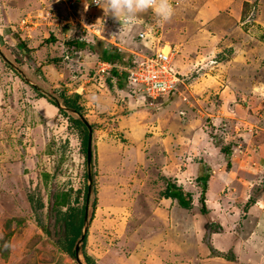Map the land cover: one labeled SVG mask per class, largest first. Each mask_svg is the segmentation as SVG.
<instances>
[{
    "label": "rangeland",
    "instance_id": "1",
    "mask_svg": "<svg viewBox=\"0 0 264 264\" xmlns=\"http://www.w3.org/2000/svg\"><path fill=\"white\" fill-rule=\"evenodd\" d=\"M30 1L0 0V264H86L80 249L78 262L56 244L63 235L57 211L66 208L59 203L60 195L67 193L71 204L78 195L79 205L82 188L88 183L80 137L69 127L67 117L47 99L55 96L60 103V91L80 93V104L92 125L89 168L93 185L87 204L85 251L95 264H220L212 258L215 251L208 242L211 230H223L222 225L228 227L231 222L237 230L250 228L248 207L257 199L259 205L264 201V58L251 62L254 78L248 91L234 84L232 89L224 87L233 95L230 98L224 95V108L218 106L222 100L217 96L212 98V94L208 98L207 94L203 95L209 102H203L199 111L197 107L192 108L201 120L190 129L199 131V137H181L182 140L154 137L147 142L139 137V123H142L137 122L139 116L132 118L129 112L150 106H146L139 94L129 92L127 85L120 90L107 87L101 73H91L99 65L93 61L95 56L89 54L91 51L81 49L71 55L64 43L66 38L94 39L90 32L81 35V25L87 17L96 34L109 32L119 21L99 6H86L91 0H57L63 4L56 8L48 2ZM171 3L174 11L168 21H160L151 10L139 14L138 18L158 29V43L147 40L148 45L176 46L178 52L173 65L181 71L179 89L198 96L200 90L207 91L215 85L211 75L203 74L204 71L221 83L227 80V69L219 66L226 63L200 69V65L185 57L176 60L183 52L180 42L184 34H174L187 27L182 21L189 14L179 12L181 0H171ZM184 3L193 8L199 0ZM245 12L248 15L245 23L251 31L248 32L254 38L248 49L256 52L255 43L264 48V0H251L243 8ZM242 19L245 18L242 16ZM133 30V25H128L124 36H132ZM232 33L226 45L237 41L235 32ZM50 34L56 41L43 43ZM247 39L246 43L250 40ZM39 43L43 44L39 46ZM128 43L124 42V46L132 48ZM135 44L134 50H137L139 42ZM245 51L246 47L240 50L241 56ZM53 58L59 60L50 63ZM36 89L47 98L37 95ZM187 101L182 98V102ZM230 101L238 103L233 104L232 110L227 108ZM168 102L166 98L159 99L156 107L151 108ZM175 139L180 141L179 146L174 144ZM155 141L163 154L158 162L148 153L149 144ZM190 146L193 149H188ZM223 147H228V151ZM202 164L209 176L205 194L209 212L203 214L205 220L199 217L198 201L201 188L197 176ZM167 167L171 173L164 176L163 170ZM186 168L188 171L182 175L181 171ZM163 177L172 178L184 191L191 192L193 200L188 215L176 213L169 198L164 200L161 196L165 186ZM29 194L34 204L36 200L42 201L36 210L30 206ZM185 216L191 219L189 244H182L186 238L180 234ZM206 223L210 228L205 229ZM166 226L172 228L168 235L162 233ZM250 238L257 246L263 245L261 238ZM5 242L10 247H3ZM246 244L247 241L238 244V254L245 253ZM192 251L196 252L192 254ZM184 252H190V257L178 259ZM229 253L230 250L222 252L227 257Z\"/></svg>",
    "mask_w": 264,
    "mask_h": 264
},
{
    "label": "crops",
    "instance_id": "2",
    "mask_svg": "<svg viewBox=\"0 0 264 264\" xmlns=\"http://www.w3.org/2000/svg\"><path fill=\"white\" fill-rule=\"evenodd\" d=\"M56 1L57 0H32L30 2H33L34 4L35 3L39 4V2H48L49 4H52L55 8L63 4L62 2H58V1L56 2ZM181 1H182V5L179 8V12L181 14L185 13V15H186V12H188L190 16L189 15L186 16V18L188 19L185 21H182L186 23L187 27L180 29V32L174 34V36H177L182 33L184 34L182 35L184 36L183 37L184 40L182 39L183 41H181L180 44L185 54H183V52L179 53L176 57V60L177 59L183 60V57H185L187 61H193V62H196L198 65H200L201 66L199 67L200 69L201 68L204 69L207 66L217 67V64L219 63H226V65L219 64V66L227 69L225 72L228 73L229 78L227 76V80H225L224 83H221L220 81L216 79V77L213 76V74H210L204 71L203 74L211 75V78H212L211 81H214L215 85L213 83L212 85L213 87L209 88L207 91H202L203 89L200 90L198 93V96L191 93V91H187L185 89L180 90L179 88L182 86H177V89L173 91L172 95L166 98L167 100H169V102L166 103L165 105L159 108L142 107L139 109L137 108L136 110L134 109L133 111L129 112L132 118L134 116H139L137 122L138 121L142 122V123H139V126H140L139 127L140 128L139 137H142L143 141L151 142L153 141L154 137H168V139L170 137H180L179 140H182L181 137L183 138L184 137H199V133H198L199 131L193 132L190 129V127H192L193 124L201 120V117H198L197 115V111L195 112L193 109H196L197 107V110L199 111V109L202 107L203 102L204 103L209 102V101H205V98H203V95L207 94L206 95L207 98L210 97L211 94L213 95L212 98H215V96H217L218 99L222 100L220 101L218 106H221L222 108H224L225 101L222 99V98H225L224 95H227L228 98L233 96L231 93L228 92L227 88H224V87H228V89H232V87L234 88V85H235V86H240L241 88H243L244 89L243 91L245 92L248 91L249 86L251 87L250 80L254 78V74L252 71L253 66L251 65L252 64L251 62L254 60L255 61L258 60L259 57L264 58V55H262L263 54L262 51L264 50V48H262L259 45V43H255L257 44L256 52H254V49H251V48L248 49V44H253L254 38L252 37L253 35L252 33L249 34V32L251 31L248 27V24L245 23L247 22L246 20H247L248 15H245L246 12L243 14V8H247L251 0L250 1L199 0V3L193 8L192 6L191 7L189 6L190 4L186 5L187 3H184L186 2V0H181ZM245 2H247V4L244 5L243 3ZM193 3L194 2H192V4ZM188 6L190 9L184 11V7H188ZM242 16L245 19H242ZM133 27H134L133 31L135 33L142 28L141 25H135V24L133 25ZM232 32H235L234 38L237 41H234L230 43L229 45H226V43L228 42V41L226 42V40L229 39L228 36L230 34H233ZM237 37H240V38H237ZM123 38L125 42H128V41L130 42V40L132 39L131 36L129 37L124 36ZM247 38H249L250 40L247 41L246 43V40H248ZM128 44L133 45V43H128ZM243 47L244 48L246 47V51H245V54L243 53L242 54L243 56H241L240 50ZM132 48L134 47L132 46ZM89 54H91L92 56H95L93 57L95 58L93 61H97L98 64H100L101 61L98 60V57L96 54L92 52H90ZM221 56H227V57L219 60L218 58ZM210 61H211V64H210ZM176 65L179 66L178 63ZM222 84H224V86ZM118 89L120 90V88ZM182 98L188 99V101L182 102ZM235 100L237 99L235 98ZM130 102H132V100ZM187 104L192 105V107L190 108L189 105ZM229 104L230 106H227V108L232 110L233 104H238V103L230 101ZM132 106H134V104H132ZM235 109H237L236 106H235ZM180 119H185V120L180 121ZM137 122L135 124H137ZM154 122H158V124L155 125ZM160 122H164V123L160 124ZM158 128L159 129L161 128L160 132L158 131ZM164 132H165V135H162L161 133H164ZM179 140L177 139L173 140L174 144L178 145L177 143L180 142ZM159 146L160 145H158L155 141L153 144L150 143L148 147L149 157L150 158L156 157V162L160 161L163 158V154L158 151ZM188 149H193V148H191L190 146V148ZM201 154H203L204 157L209 158L205 152L203 153L201 152ZM187 171H188V168L181 171V174L184 175V173ZM166 173H171L169 172L168 167L167 169L163 170L164 176ZM172 174H175V173H172ZM164 200H167V199L164 198ZM168 200L170 203L174 204L173 209L175 210L176 213H179L181 215L182 214L188 215L187 212L189 209L179 207L176 201L174 200L173 201L171 199H168ZM260 201L262 202V200ZM258 203H259V199H257L253 204H251L247 210V213H248L247 221L250 222V228H248L247 226L244 229L237 230L235 226L233 225L234 222H231L230 226L228 227H226V225L225 226L222 225V227H224L223 230L212 231L209 234L208 242L211 248L215 251V256H213L212 258H216L218 263L220 264H264V201H263V205H259ZM234 204L236 206L235 202ZM200 216H203L204 218L203 214L199 215V217ZM190 220H191L190 217L189 218L188 217L186 218V216L184 217V221L182 224V229L180 230V234H181V237L186 238V241L182 242V244H189L190 232L188 230L190 227ZM216 220H217V217H216ZM203 222L204 221H202L201 226H203L204 228ZM186 227H187V230H183ZM258 228L260 230H258ZM171 229H172L171 227L166 226V229H165L166 231L162 233L164 234L166 233L168 235V231L169 230L171 231ZM251 236H256V237L261 238L260 240L263 241V245L260 247V246H257L254 242H251L250 241L252 240L250 238ZM246 241H247V244H246L247 246L245 247L246 248L245 253L247 256L243 257V254L245 253L238 254L237 248L240 242L244 244ZM188 249L189 247L187 248V250ZM227 250L231 251L228 257L222 254V252H226ZM195 252L196 251H192V254H194ZM188 253L190 254V252ZM184 254L185 255L181 253L180 254L181 257L178 259L184 260L190 257L189 254H186L185 252ZM185 256L187 257L185 258ZM206 262L207 261H205V263Z\"/></svg>",
    "mask_w": 264,
    "mask_h": 264
},
{
    "label": "trees",
    "instance_id": "3",
    "mask_svg": "<svg viewBox=\"0 0 264 264\" xmlns=\"http://www.w3.org/2000/svg\"><path fill=\"white\" fill-rule=\"evenodd\" d=\"M244 5L247 2L243 3ZM139 25V24H135ZM142 27V26H141ZM94 39H78V38H66L64 40L66 49L69 54H75L79 50L88 49L92 53L96 54L98 60L102 62H106L110 65V67L106 71V76L104 82L107 87H117L123 89L124 85L127 84L128 80V70L130 69L132 62V54L124 49H119L116 45L109 43L105 40L98 38L93 35ZM56 37L53 34H50L48 38H46L43 43L55 42ZM43 43H39V46ZM23 47H26L24 43H20ZM28 51L33 50L32 48H27ZM78 56V55H77ZM78 58V57H77ZM59 59L53 58L50 63L55 64ZM95 70L91 69V73L94 74ZM37 95L39 96H47L38 89H36ZM53 92H57L53 89ZM59 97L61 98V102L57 100V97H48V101L52 103L54 106L58 107L60 113L67 117L69 121V127L74 129L77 133L78 137H80V143L82 152L85 154V162H86V145L88 140V133L92 129V125L88 123V120L85 117L83 112V105L80 104V93L74 92L73 94H66L64 91L58 92ZM228 147H223L222 149L225 151ZM202 170L201 173L197 176V182L200 185V194H199V203H200V213L207 214L209 209L206 206L205 194L207 191V179H208V170L204 164L201 165ZM85 177L88 180L87 173H85ZM163 177L165 181V186L161 190V196L166 199H173L176 203L185 209H190L192 207V194L190 191H184L182 187L172 178ZM93 185V179H91V187ZM62 200L59 203L66 206V208L58 209L57 220H59L63 225V235L58 237L56 240V244L58 248H60L63 252L67 253L69 256L75 258V243L78 237L81 234V229L83 226V218L85 215V209L88 204V185L84 184L82 188V197L81 203L78 205L79 196H75L73 201L74 204H71V199L68 198L67 193H63L60 195ZM28 201L33 210H36L39 206L42 205V201L36 200V204H34L33 197L29 194ZM96 204V198L93 199L91 206L94 210ZM93 214V213H92ZM92 217V216H91ZM206 228H210L208 223L205 224ZM210 230V229H209ZM213 231V230H211ZM87 240V229L84 233L83 239L81 240L80 250L84 257L86 264H95L94 259L91 255L87 254L85 251V244Z\"/></svg>",
    "mask_w": 264,
    "mask_h": 264
},
{
    "label": "built area",
    "instance_id": "4",
    "mask_svg": "<svg viewBox=\"0 0 264 264\" xmlns=\"http://www.w3.org/2000/svg\"><path fill=\"white\" fill-rule=\"evenodd\" d=\"M89 4L86 6H98L92 0ZM87 18L85 22L82 21L84 23L81 25V35H84L85 32H90L98 38L116 45L119 49L127 50L132 54V65L128 70L126 84L129 92L139 94L147 104L146 106L150 107H156L157 100L168 98L172 95L173 91L177 89L182 77L178 69L173 65V60L178 51L175 45L167 44L165 46L163 44L164 46L161 45L154 48L152 44H147V40H159L157 37L159 32L156 27L141 22L137 17L131 24L123 22L120 24V22H117L113 24V28L109 32L96 34L94 32L95 30L92 29V24H90L91 20L89 17ZM134 24L142 26L139 31L131 36L132 39L130 40V43H133V47L136 46L135 43L139 42V46L136 47L137 50L131 47H125L123 38L124 31L128 25ZM82 39H85V37ZM150 46L152 47L150 48ZM109 67L110 65L108 63L101 61L95 72L101 73L100 75L103 76L104 80Z\"/></svg>",
    "mask_w": 264,
    "mask_h": 264
},
{
    "label": "clouds",
    "instance_id": "5",
    "mask_svg": "<svg viewBox=\"0 0 264 264\" xmlns=\"http://www.w3.org/2000/svg\"><path fill=\"white\" fill-rule=\"evenodd\" d=\"M105 13L115 17L120 24H131L141 13L151 10L160 21H168L173 15L171 0H92ZM3 247H10L5 242Z\"/></svg>",
    "mask_w": 264,
    "mask_h": 264
},
{
    "label": "water",
    "instance_id": "6",
    "mask_svg": "<svg viewBox=\"0 0 264 264\" xmlns=\"http://www.w3.org/2000/svg\"><path fill=\"white\" fill-rule=\"evenodd\" d=\"M91 157H92V149H91V131H89L88 133V140H87V145H86V163H87V177H88V195H89V191L91 189V171L89 168V165L91 163ZM83 226L81 229V234L78 237L76 243H75V259L79 261V257H78V251L80 249V245H81V240L83 239L84 233L87 229L88 226V220H87V208L85 209V215L83 218Z\"/></svg>",
    "mask_w": 264,
    "mask_h": 264
}]
</instances>
